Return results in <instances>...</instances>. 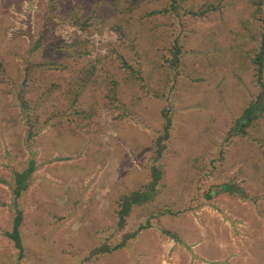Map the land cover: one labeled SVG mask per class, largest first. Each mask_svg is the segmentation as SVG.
I'll return each mask as SVG.
<instances>
[{"label":"rangeland","instance_id":"1","mask_svg":"<svg viewBox=\"0 0 264 264\" xmlns=\"http://www.w3.org/2000/svg\"><path fill=\"white\" fill-rule=\"evenodd\" d=\"M258 74L264 0H0V264H264Z\"/></svg>","mask_w":264,"mask_h":264},{"label":"trees","instance_id":"2","mask_svg":"<svg viewBox=\"0 0 264 264\" xmlns=\"http://www.w3.org/2000/svg\"><path fill=\"white\" fill-rule=\"evenodd\" d=\"M261 59V56L259 57ZM257 61V60H255ZM258 62V61H257ZM259 64V72L261 69V65H262V61L260 60L258 62ZM257 83L259 86L262 87V91L260 92V95L256 98V100L254 102H252L251 104L248 105L247 108H245L242 118L243 121H248L251 118L257 117V112L256 111H264V91H263V87L264 84L261 80L260 75H257ZM263 102V103H262ZM246 124V122H245ZM34 152V151H33ZM33 158L31 157L28 166L23 169L22 171L19 172H14V182L11 185V192L13 194V204L15 205V215L13 218V224L11 227V230L8 231H4V234L10 238L11 240H13V244L14 246L18 249V253L20 254L22 252L23 249V240L21 238V232H20V224H21V210L17 207V197L22 193L23 190H25L29 184V180L28 177H30L31 172L34 170V164H33ZM137 195L135 193V197L132 198V200H126L124 201L123 204V208L120 209V216L123 217L124 215H126L127 210L129 209V207L131 206V202H136L139 198H136ZM134 200V201H133Z\"/></svg>","mask_w":264,"mask_h":264}]
</instances>
